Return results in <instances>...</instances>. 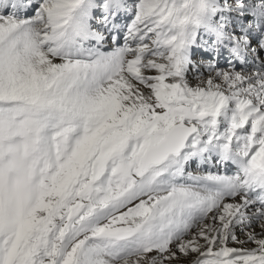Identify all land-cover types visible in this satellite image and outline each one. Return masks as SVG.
Masks as SVG:
<instances>
[{
	"label": "snow or ice",
	"instance_id": "obj_1",
	"mask_svg": "<svg viewBox=\"0 0 264 264\" xmlns=\"http://www.w3.org/2000/svg\"><path fill=\"white\" fill-rule=\"evenodd\" d=\"M0 264H264V0H0Z\"/></svg>",
	"mask_w": 264,
	"mask_h": 264
},
{
	"label": "bare ground",
	"instance_id": "obj_2",
	"mask_svg": "<svg viewBox=\"0 0 264 264\" xmlns=\"http://www.w3.org/2000/svg\"><path fill=\"white\" fill-rule=\"evenodd\" d=\"M121 42H123V41H121ZM108 48H111V45L110 46H108ZM231 247H244V248H252V247H255V245L254 244H244V245H239V244H233V245H231Z\"/></svg>",
	"mask_w": 264,
	"mask_h": 264
},
{
	"label": "rangeland",
	"instance_id": "obj_3",
	"mask_svg": "<svg viewBox=\"0 0 264 264\" xmlns=\"http://www.w3.org/2000/svg\"><path fill=\"white\" fill-rule=\"evenodd\" d=\"M121 43H122V42H121ZM240 238H241L242 240L245 239V237H244L243 235H241ZM250 244H251V243H250ZM231 245H233V244H231ZM231 245H230V246H231Z\"/></svg>",
	"mask_w": 264,
	"mask_h": 264
}]
</instances>
